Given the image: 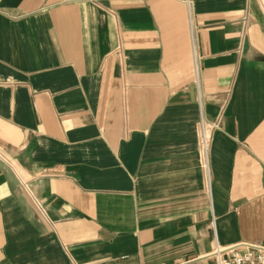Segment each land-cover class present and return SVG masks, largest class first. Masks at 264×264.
Returning a JSON list of instances; mask_svg holds the SVG:
<instances>
[{"label":"crops","instance_id":"1","mask_svg":"<svg viewBox=\"0 0 264 264\" xmlns=\"http://www.w3.org/2000/svg\"><path fill=\"white\" fill-rule=\"evenodd\" d=\"M241 244L264 246L262 0H0V264Z\"/></svg>","mask_w":264,"mask_h":264},{"label":"built area","instance_id":"2","mask_svg":"<svg viewBox=\"0 0 264 264\" xmlns=\"http://www.w3.org/2000/svg\"><path fill=\"white\" fill-rule=\"evenodd\" d=\"M264 9V0H262ZM202 144L206 149L207 139L202 136ZM197 264H264V246L241 244L229 247H217L210 255L201 258Z\"/></svg>","mask_w":264,"mask_h":264}]
</instances>
